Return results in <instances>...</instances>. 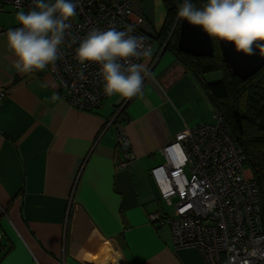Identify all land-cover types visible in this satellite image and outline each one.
I'll return each mask as SVG.
<instances>
[{
  "label": "crops",
  "instance_id": "0c3cea01",
  "mask_svg": "<svg viewBox=\"0 0 264 264\" xmlns=\"http://www.w3.org/2000/svg\"><path fill=\"white\" fill-rule=\"evenodd\" d=\"M8 6L0 11V264H207L149 220L165 214L152 176L166 162L162 150L213 121L206 79L155 41L142 96L114 94L77 110L49 72L14 67L7 32L20 25ZM133 8L150 36L161 33L163 0H133ZM118 125L131 144L127 167Z\"/></svg>",
  "mask_w": 264,
  "mask_h": 264
},
{
  "label": "built area",
  "instance_id": "2783aa9c",
  "mask_svg": "<svg viewBox=\"0 0 264 264\" xmlns=\"http://www.w3.org/2000/svg\"><path fill=\"white\" fill-rule=\"evenodd\" d=\"M76 15L67 21L60 58L49 72L57 81L61 96L72 108L91 112L108 97L104 92L101 65L81 63L76 55L80 42L92 30L131 29L142 37L151 54L152 38L141 31L145 18L134 12L133 0H76ZM28 11L34 0H0L4 6ZM149 56L133 63H143ZM148 69V68H147ZM0 88V102L6 97ZM117 116L110 124H114ZM212 123L189 128L162 153L165 164L152 170L161 198L173 213L149 215L152 224L169 227L176 248L197 249L207 264H264V226L259 187L244 156L232 140L218 114ZM117 124V123H116ZM115 124V125H116ZM118 136L127 167L133 158L127 133L120 125Z\"/></svg>",
  "mask_w": 264,
  "mask_h": 264
},
{
  "label": "clouds",
  "instance_id": "9594fccd",
  "mask_svg": "<svg viewBox=\"0 0 264 264\" xmlns=\"http://www.w3.org/2000/svg\"><path fill=\"white\" fill-rule=\"evenodd\" d=\"M35 7L16 13L20 27L7 32L10 48L17 57L14 67L22 72L55 67L60 46L76 15V0H34ZM177 15L189 24L199 26L210 38L234 45L237 52L254 55V48L264 50V0H207L197 7L183 0ZM131 29L92 30L80 42L76 55L81 63L101 65L104 92L124 98L143 95V85L150 72L144 63H133L150 56L142 37L130 35ZM54 101L60 100L53 95Z\"/></svg>",
  "mask_w": 264,
  "mask_h": 264
},
{
  "label": "trees",
  "instance_id": "16d2710c",
  "mask_svg": "<svg viewBox=\"0 0 264 264\" xmlns=\"http://www.w3.org/2000/svg\"><path fill=\"white\" fill-rule=\"evenodd\" d=\"M163 2L167 19L161 33L150 36L144 26L141 31L152 38L154 43H159L160 49L165 48L174 32L165 50L170 51L197 79L212 73L222 74L221 80L205 82L204 88L213 107V115L218 114L222 118L223 125L244 156L245 168L251 171L258 184L264 226V67L246 80L233 76L223 63L218 39L214 38L215 54L212 58L194 57L180 51L179 26L176 23L178 7L183 0ZM206 2L192 0L197 7H203ZM124 113L125 108L118 114V122Z\"/></svg>",
  "mask_w": 264,
  "mask_h": 264
},
{
  "label": "water",
  "instance_id": "95a60500",
  "mask_svg": "<svg viewBox=\"0 0 264 264\" xmlns=\"http://www.w3.org/2000/svg\"><path fill=\"white\" fill-rule=\"evenodd\" d=\"M177 26H179L178 49L194 57L212 58L215 54L213 38L199 26L189 24L178 17ZM174 32L171 33L168 42ZM165 45V48L168 45ZM264 43V41L258 42ZM219 48L222 54L223 63L230 73L242 80H246L264 67V50L254 48V55H245L237 52L234 45L218 40ZM164 51V50H163Z\"/></svg>",
  "mask_w": 264,
  "mask_h": 264
},
{
  "label": "rangeland",
  "instance_id": "374dc122",
  "mask_svg": "<svg viewBox=\"0 0 264 264\" xmlns=\"http://www.w3.org/2000/svg\"><path fill=\"white\" fill-rule=\"evenodd\" d=\"M7 8H11L12 11H14V7L13 6H8ZM21 11V10H19ZM206 79L207 82L211 83V82H216L222 79V74L221 73H212V74H208L207 76L204 77ZM174 208L173 207H168L166 204H164V212L165 213H173ZM164 230H169V227H163Z\"/></svg>",
  "mask_w": 264,
  "mask_h": 264
}]
</instances>
